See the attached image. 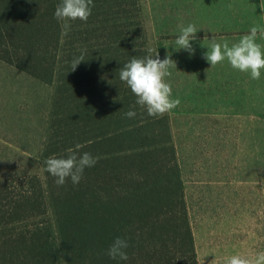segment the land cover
<instances>
[{
    "label": "trees",
    "instance_id": "16d2710c",
    "mask_svg": "<svg viewBox=\"0 0 264 264\" xmlns=\"http://www.w3.org/2000/svg\"><path fill=\"white\" fill-rule=\"evenodd\" d=\"M59 2L0 0V62L50 89L34 167L0 178V264H199L170 115L133 109L119 79L144 54L128 43L140 30L101 19L99 10L124 0H93L87 22L72 21L66 35L54 18ZM77 144L97 163L79 185L58 187L44 161ZM116 237L128 241V261L106 255Z\"/></svg>",
    "mask_w": 264,
    "mask_h": 264
},
{
    "label": "rangeland",
    "instance_id": "374dc122",
    "mask_svg": "<svg viewBox=\"0 0 264 264\" xmlns=\"http://www.w3.org/2000/svg\"><path fill=\"white\" fill-rule=\"evenodd\" d=\"M133 1L129 5L131 0H124L121 10L99 11L107 13L101 19L111 25L140 30L128 43L142 46L141 58L159 52L164 59L173 29L181 23L206 22L193 12L196 0ZM49 94L47 85L0 62V178L19 177L34 167ZM170 125L199 264H223L228 256L253 257L264 251V113H176Z\"/></svg>",
    "mask_w": 264,
    "mask_h": 264
},
{
    "label": "clouds",
    "instance_id": "9594fccd",
    "mask_svg": "<svg viewBox=\"0 0 264 264\" xmlns=\"http://www.w3.org/2000/svg\"><path fill=\"white\" fill-rule=\"evenodd\" d=\"M93 6V0H60L55 8L54 18L61 22L62 34L66 35L71 29L72 21L87 22L92 14ZM261 9H264V4L261 5ZM178 27L180 34L174 41L177 51L184 50L194 55L192 41L197 39L196 25L189 23L185 26L181 23ZM206 40H209L207 36L204 37V41ZM258 40H264V25L261 24L252 26L248 34H244L231 45L226 40L223 43L218 42L213 36L207 46L203 44L208 51L203 53L202 59L211 65V69L226 60L232 69L247 73L252 80L258 81L264 70V45ZM165 48L168 47L165 46ZM84 51L81 50V54L71 61V72H74L84 61ZM172 68L177 69L172 55L168 53L164 59H161L159 52L155 56L151 54L142 58L134 56L119 68V79L136 98L133 109L139 105L148 116L162 117L180 105V99L173 98L172 86L166 81V77L171 76ZM136 115V111L131 109L125 113V116L130 119ZM81 148L82 145L77 144L75 148L67 150L66 157L51 156L44 161L46 171L55 178V184L58 187L64 186L68 180H71L74 186L79 185L84 170L94 167L97 163V157L89 152H80ZM129 246L125 238L116 237L109 245L106 255L112 260L128 261L126 249ZM212 264H216L215 260ZM223 264H264V251L256 253L253 257L243 254L228 256L224 258Z\"/></svg>",
    "mask_w": 264,
    "mask_h": 264
},
{
    "label": "crops",
    "instance_id": "0c3cea01",
    "mask_svg": "<svg viewBox=\"0 0 264 264\" xmlns=\"http://www.w3.org/2000/svg\"><path fill=\"white\" fill-rule=\"evenodd\" d=\"M200 1V4L197 0L193 4L196 6L193 12L197 17H205L206 22L195 24L198 31L197 39L192 41L194 55L184 50L177 51L174 41L180 34L179 27L172 30L173 41H170L172 37L168 40L169 54L176 62L177 69H170L171 76L166 77V81L172 86L173 98L181 101L169 113L170 117L176 113L199 116L264 113V70L261 72V79L256 81L249 74L232 69L226 60L211 69V65L202 59L203 53L208 51L205 46L213 36L218 42L226 40L231 45L248 34L252 26L264 25V9H261L264 0ZM188 14L190 13L182 12L181 16ZM205 36L209 40L204 41ZM258 42L264 45V40Z\"/></svg>",
    "mask_w": 264,
    "mask_h": 264
}]
</instances>
